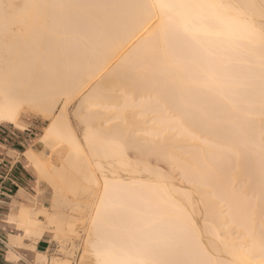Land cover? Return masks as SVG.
<instances>
[{"label":"bare ground","instance_id":"6f19581e","mask_svg":"<svg viewBox=\"0 0 264 264\" xmlns=\"http://www.w3.org/2000/svg\"><path fill=\"white\" fill-rule=\"evenodd\" d=\"M171 2L0 0V125L23 130L27 110L50 120L51 161L25 156L55 201L93 199L91 264L105 250L264 264V0H198L235 7L188 32L153 7ZM34 213L12 219L26 240Z\"/></svg>","mask_w":264,"mask_h":264},{"label":"rangeland","instance_id":"374dc122","mask_svg":"<svg viewBox=\"0 0 264 264\" xmlns=\"http://www.w3.org/2000/svg\"><path fill=\"white\" fill-rule=\"evenodd\" d=\"M68 108H69V112H71V110H73L74 107L72 106V104H70L68 105ZM49 121L50 120L43 119L41 116L34 114V112L31 110L25 111V114H22L19 117V123L24 127V129L20 130V132H25L26 134L30 135L31 141L33 143L35 142L37 143L35 145V149L39 152L41 156V159L39 160L41 162L43 161L46 162V164L51 161V154H50L51 149H49L47 144H46L47 146L44 144V141L42 140L41 136L44 132V129L48 125ZM110 124L113 125L112 122ZM72 125L74 126L75 124ZM6 126L13 128L12 126L6 124L0 125V127H6ZM82 126L79 125L81 130L83 129ZM75 127L76 130H79L78 133L75 132L74 133L76 134V137L79 138L78 140L80 142L82 141L81 140L82 135H80L81 132L80 129H78L79 127L77 128V125H75L74 128ZM13 129L18 130L15 128ZM60 148H65V147L61 146L57 149L59 150ZM133 152L131 150L130 153L133 155L134 154ZM66 153L67 150H63V152L58 153V155L65 156ZM52 161L54 162V164H60L61 162L59 159L56 158H53ZM153 164L155 165L154 162ZM92 167L94 168L93 165H91V168ZM95 169L91 170V172L93 171L94 173H96L94 174L92 172L94 177H96V179L99 178L98 181L101 179L102 175L105 176L110 175V178L114 176L111 175V173L105 174L109 172L107 169L104 170L97 169V171ZM105 170H107V172L104 173ZM120 174L124 176V173L121 172ZM33 177L35 180V186L37 192H39L44 199L43 206L39 205L38 207L36 206V203L31 200H28L26 204H30L32 210L35 212L33 217L35 218V220L37 221V225L39 226L36 228V231L39 233L37 235H33L30 239L26 240V238H23L24 236L23 232L18 230V224L15 221H13L11 218H9V223L13 224L16 230L21 233V235L18 236L22 237V242L27 241L28 244H31V246L25 245V248L34 250L36 243L45 237V239L51 245L50 264H53L52 261L57 263L66 262L68 264H91L92 263L91 252L89 251V248L86 246L85 242L89 236V215L91 214L90 206L93 205L94 203L93 199L92 198L86 199L85 196L83 195H78L76 199V197L73 198L71 195L70 197H68L69 194L68 195L66 194V197L68 199L67 201L68 202L70 201L69 202L70 204L63 203V201L60 200L55 201L56 195L53 184L47 179H39L35 171ZM76 178H75L76 180L82 183L78 176H76ZM52 197L54 200L52 199ZM74 203L79 204L80 207H77V205L72 206L74 205ZM42 212L45 214H43ZM50 219H53L52 222H49ZM58 222L59 224L61 223L60 231L56 229L57 227L56 223ZM18 247H24V245ZM40 255L43 254H37L36 256V264H46V255H43L45 257V260H43V258H40Z\"/></svg>","mask_w":264,"mask_h":264},{"label":"crops","instance_id":"0c3cea01","mask_svg":"<svg viewBox=\"0 0 264 264\" xmlns=\"http://www.w3.org/2000/svg\"><path fill=\"white\" fill-rule=\"evenodd\" d=\"M13 128L0 127V264H36L37 254L46 255V264H50L51 245L45 237L36 243L34 250L11 243V237L21 233L9 223V218L13 219L28 200L38 207L43 206L44 200L37 192L34 171L25 156L31 149L41 159L35 149L37 143L31 141L30 135ZM23 243L31 246L27 241Z\"/></svg>","mask_w":264,"mask_h":264},{"label":"snow or ice","instance_id":"6c2138e0","mask_svg":"<svg viewBox=\"0 0 264 264\" xmlns=\"http://www.w3.org/2000/svg\"><path fill=\"white\" fill-rule=\"evenodd\" d=\"M13 7H30L29 5H15ZM162 10H167L171 13L169 21L177 31H189V26L195 21H203L207 15L208 10H212L219 18L221 10L224 12L232 9L233 5L222 3H203L198 0H175L171 3H159L153 5ZM262 15H264V5H261ZM245 27H250L245 25ZM261 38L264 39V28L261 29ZM107 182L105 183V192L107 193ZM98 264H160V262L146 258L144 255L132 252H123L116 256L110 251H100L97 253ZM195 264V262H194Z\"/></svg>","mask_w":264,"mask_h":264}]
</instances>
